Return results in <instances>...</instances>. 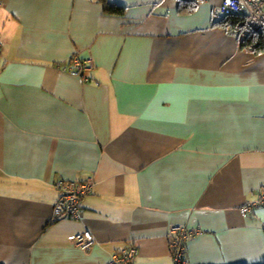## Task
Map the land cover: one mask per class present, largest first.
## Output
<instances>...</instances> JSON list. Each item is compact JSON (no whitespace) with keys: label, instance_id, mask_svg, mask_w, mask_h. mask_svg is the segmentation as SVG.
<instances>
[{"label":"crops","instance_id":"0c3cea01","mask_svg":"<svg viewBox=\"0 0 264 264\" xmlns=\"http://www.w3.org/2000/svg\"><path fill=\"white\" fill-rule=\"evenodd\" d=\"M0 0V264H264V52L223 0ZM91 58L77 73L71 58ZM94 180L54 219L59 180ZM90 230L88 249L69 237Z\"/></svg>","mask_w":264,"mask_h":264},{"label":"built area","instance_id":"2783aa9c","mask_svg":"<svg viewBox=\"0 0 264 264\" xmlns=\"http://www.w3.org/2000/svg\"><path fill=\"white\" fill-rule=\"evenodd\" d=\"M191 4H200L206 0H183ZM214 13L218 16L239 15L249 17L254 25L256 32L264 30V0H223L221 4L214 7ZM1 51V43H0ZM94 67V61L91 58L80 59L78 55L71 58L70 65L67 70H85ZM94 180L85 181H65L59 180L57 187L60 189L61 195L53 206L54 219H81L83 211L81 208L82 199L91 194L94 189ZM264 205V185L260 188L259 199L242 208L244 215L250 214L258 206ZM196 232L188 230L183 226H174L171 229L173 257L175 264L186 263V242L194 237ZM69 240L82 249H88L96 244V237L90 230L82 233H76L69 237ZM139 250L136 246L124 249L120 254L115 255L112 264H133Z\"/></svg>","mask_w":264,"mask_h":264},{"label":"trees","instance_id":"16d2710c","mask_svg":"<svg viewBox=\"0 0 264 264\" xmlns=\"http://www.w3.org/2000/svg\"><path fill=\"white\" fill-rule=\"evenodd\" d=\"M104 4L106 11L112 13H122L123 8L119 6L111 5L107 0H101ZM194 6L195 4H191ZM221 25H227L238 28L240 32L246 34V38L243 40V45L250 47L254 52H264V30L256 32L252 20L246 16L239 15H226L220 22Z\"/></svg>","mask_w":264,"mask_h":264},{"label":"water","instance_id":"95a60500","mask_svg":"<svg viewBox=\"0 0 264 264\" xmlns=\"http://www.w3.org/2000/svg\"><path fill=\"white\" fill-rule=\"evenodd\" d=\"M76 72H77V73H80V74H82V72H81V71H78V70H76Z\"/></svg>","mask_w":264,"mask_h":264}]
</instances>
